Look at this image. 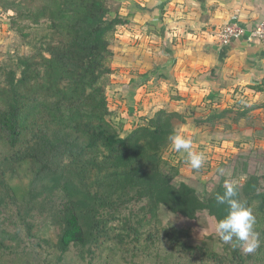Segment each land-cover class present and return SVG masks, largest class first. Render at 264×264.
I'll use <instances>...</instances> for the list:
<instances>
[{"label": "trees", "instance_id": "obj_1", "mask_svg": "<svg viewBox=\"0 0 264 264\" xmlns=\"http://www.w3.org/2000/svg\"><path fill=\"white\" fill-rule=\"evenodd\" d=\"M106 1L17 0L4 7L23 36L28 28L20 19L28 20L29 37L47 26L38 57L0 65V264L24 256L27 264H264L262 176L238 184V199L257 220L255 252L218 234L198 240L161 226V208L191 222L202 212L223 219L227 206L215 196L224 183L206 200L185 182L173 183L178 167H166L162 152L177 131L174 120L185 121L179 113L159 110L125 137L108 120L111 39L128 19L112 16ZM18 178L26 180L21 196L11 182ZM37 215L54 230V243L40 237ZM38 255L52 258L31 262Z\"/></svg>", "mask_w": 264, "mask_h": 264}, {"label": "rangeland", "instance_id": "obj_2", "mask_svg": "<svg viewBox=\"0 0 264 264\" xmlns=\"http://www.w3.org/2000/svg\"><path fill=\"white\" fill-rule=\"evenodd\" d=\"M11 1L17 0H0V65H9L17 57L28 59L29 57H38L41 51L40 43L46 32L47 24L42 22L29 37V23L23 18L19 20V27L28 28L25 30L26 36H23L22 30L14 28L11 23L9 17L13 14L4 13V7H9ZM125 1L127 0L106 1L112 16L115 13L122 16L123 7L126 5L123 4ZM129 1L131 9L134 12L138 11L137 3H134L133 0ZM159 3L158 5H160ZM161 3V6L164 7L165 2L161 1ZM151 13H153L152 10ZM127 25L129 26V24ZM135 25L136 22L132 26ZM122 27H126V25L118 26L116 28L117 36H113L111 39V49H114V55L118 59L110 64L111 74L106 79V94L111 109V116L108 117V120L113 126L119 128L121 137H125L141 123L142 119L152 118L159 110L179 113L185 121L181 123L180 120H174L177 130H183L185 135L191 136L194 150L204 152L206 161L199 170H194L186 162L185 153H178L169 146L162 152V158L166 162V167H178V175L173 180L174 184L185 182L195 189L202 200H206L213 193L216 185L220 182L224 183L225 180H235L241 184L250 175L262 176L261 183L264 186V115L259 116L258 119L253 116L255 113H252V116L242 117L241 113L246 112L247 105H249L246 100H243L242 95L235 98L234 95L223 96L209 93L196 97L186 95L182 99L175 91L171 95L170 89L172 88L168 84H172L169 78L155 79L151 77L152 75H148L150 71L139 74L136 72V67L134 69L132 66L131 68L123 67L120 56L121 53H125L121 52L124 43L129 45L131 49L128 51L136 59L139 53H143L154 61V55L157 57L166 56V49L158 48L157 51H153L150 47L149 53H146V50H149L147 49L148 45L145 47V44L140 40L134 43L129 42L128 38L124 39L125 42L121 44L120 41L123 40ZM159 32L156 25H151L148 28V33L158 34ZM131 85L135 87L133 90H131ZM143 86L145 87L143 88ZM170 97L172 101H170ZM262 102H264V98ZM223 110H227L224 118H210L222 113ZM239 120L244 121L238 124ZM220 169L224 170V175L219 174ZM11 182L17 195L21 196L25 192L26 180L18 178ZM34 221L40 226V237L42 239L49 238L50 243H54L56 240L54 230L46 224L45 216L37 215ZM159 221L163 227L186 230L198 240L207 235L217 234L215 231L216 221L206 212L199 213L196 221L191 222L161 208ZM44 258L50 260L52 257L38 255L31 262H36V260L38 262ZM25 259L26 256L20 259L21 262L15 261V264H27ZM75 264L78 263L75 262Z\"/></svg>", "mask_w": 264, "mask_h": 264}, {"label": "crops", "instance_id": "obj_3", "mask_svg": "<svg viewBox=\"0 0 264 264\" xmlns=\"http://www.w3.org/2000/svg\"><path fill=\"white\" fill-rule=\"evenodd\" d=\"M161 1L165 2L164 7ZM133 2L139 7L136 12L131 9L129 0L123 3L126 5L121 14L128 19L129 26L126 24L128 29L122 27L123 40L120 43L123 44L127 38L133 43L140 40L145 47L149 46L146 53L150 47L153 51L165 48L166 56L154 55L152 61L146 54L139 53L136 59L128 51L131 49L129 45L124 43L121 52L125 53L120 56L123 67H136L139 74L150 71L148 75L155 79L169 78L171 95L175 91L182 99L186 95L196 97L209 93L234 95L235 98L242 95L243 100L249 103L247 115L255 113L256 119L264 115V43L247 38L257 23L264 19V0ZM233 15L238 17V23L245 28L247 35L222 46L215 34ZM151 25H156L160 32L148 33ZM113 52L115 54L114 49ZM113 59L115 61L118 57L114 55ZM135 87L131 85V90Z\"/></svg>", "mask_w": 264, "mask_h": 264}, {"label": "clouds", "instance_id": "obj_4", "mask_svg": "<svg viewBox=\"0 0 264 264\" xmlns=\"http://www.w3.org/2000/svg\"><path fill=\"white\" fill-rule=\"evenodd\" d=\"M168 139L174 151L186 154V162L192 169L199 170L204 165L205 153L194 150L193 139L183 130L175 131ZM219 174L224 175V170L220 169ZM215 200L217 204L227 206L226 216L215 225L220 240L226 244L235 240L244 252H255L261 244L260 233L256 231L257 220L251 207L238 199V182L225 180L224 192L217 193Z\"/></svg>", "mask_w": 264, "mask_h": 264}, {"label": "built area", "instance_id": "obj_5", "mask_svg": "<svg viewBox=\"0 0 264 264\" xmlns=\"http://www.w3.org/2000/svg\"><path fill=\"white\" fill-rule=\"evenodd\" d=\"M246 35L245 28L238 23V17L233 15L228 22L222 25L215 37L220 45L227 46L234 40ZM247 38L264 43V19L257 23Z\"/></svg>", "mask_w": 264, "mask_h": 264}]
</instances>
